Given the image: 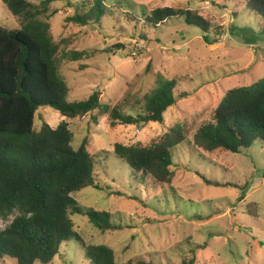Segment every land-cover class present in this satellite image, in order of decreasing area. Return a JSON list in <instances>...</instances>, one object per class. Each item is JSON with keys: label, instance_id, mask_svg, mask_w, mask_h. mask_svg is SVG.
Wrapping results in <instances>:
<instances>
[{"label": "rangeland", "instance_id": "obj_1", "mask_svg": "<svg viewBox=\"0 0 264 264\" xmlns=\"http://www.w3.org/2000/svg\"><path fill=\"white\" fill-rule=\"evenodd\" d=\"M79 1L52 0L47 9L60 51L89 55L61 63L69 87L66 100L81 101L98 90L102 102L135 113L161 74L176 80V102L164 112L162 123L141 127L111 126L107 114L97 110L65 118L49 106L37 109L34 129L43 122L55 128L64 120L73 133V147L85 140L93 157L97 187L71 196L82 207L108 212L111 223L122 227L101 232L86 215L75 213L74 230L88 244L110 247L117 263L264 264V147L256 143L240 153L211 157L189 148L192 135L212 120L227 90L264 78V39L248 43L241 37L251 24L249 16L237 15L235 3L226 0H125L138 18L158 7L191 10L209 23L208 32L182 18L154 29L133 25L124 16L81 26L67 20ZM0 23L20 27L1 0ZM144 33L147 39L141 38ZM177 123L185 126L188 137L172 151L171 182L151 191L132 183L131 169L113 152V144L146 146ZM206 179L219 185H206ZM11 219L0 220V230ZM2 264L16 261L5 258ZM48 264H87L81 243L71 238Z\"/></svg>", "mask_w": 264, "mask_h": 264}, {"label": "trees", "instance_id": "obj_2", "mask_svg": "<svg viewBox=\"0 0 264 264\" xmlns=\"http://www.w3.org/2000/svg\"><path fill=\"white\" fill-rule=\"evenodd\" d=\"M1 1L20 27L13 29L0 23V220L12 217L0 230V264L5 258L14 259L16 264H48L71 238L81 243L87 264H132L130 260L117 263L110 247L88 244L74 230L71 216L75 213L86 215L101 232L122 230L121 225L111 223L108 212L82 207L71 196L82 188L97 187L87 142L74 148L73 133L64 120L55 128L43 122L34 129V116L39 107L49 106L65 118L83 117L97 110L107 114L111 126L162 123L164 112L176 102V80L157 74L153 88L143 95L140 110L135 113L123 112L120 104L102 102L98 90L84 100L69 102L61 63L89 55L80 50L60 51L48 22L47 9L52 0L39 4ZM226 2L235 3L237 15L250 18L242 39L248 43L264 39V0ZM79 3L67 20L81 26L97 23L105 16H124L146 29L175 18L204 32L209 29L202 16L187 9L158 7L138 18L125 0ZM146 35L141 34V38L147 39ZM187 137L185 126L177 123L146 146L116 142L113 152L129 165L131 182L151 191L171 182L172 151ZM256 143L264 147V78L227 90L213 110L212 120L202 123L192 135L189 148L211 157L240 153ZM204 181L206 185H219Z\"/></svg>", "mask_w": 264, "mask_h": 264}]
</instances>
